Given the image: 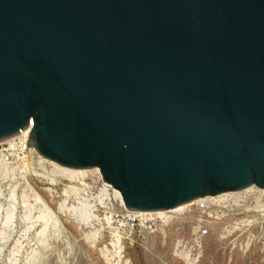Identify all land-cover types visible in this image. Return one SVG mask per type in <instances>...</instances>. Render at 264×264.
<instances>
[{
  "label": "water",
  "instance_id": "obj_1",
  "mask_svg": "<svg viewBox=\"0 0 264 264\" xmlns=\"http://www.w3.org/2000/svg\"><path fill=\"white\" fill-rule=\"evenodd\" d=\"M30 125L131 211L264 188V0H0V140Z\"/></svg>",
  "mask_w": 264,
  "mask_h": 264
},
{
  "label": "rangeland",
  "instance_id": "obj_2",
  "mask_svg": "<svg viewBox=\"0 0 264 264\" xmlns=\"http://www.w3.org/2000/svg\"><path fill=\"white\" fill-rule=\"evenodd\" d=\"M4 147H6V144L0 143V152ZM17 159L18 157L16 155L10 159L16 167L19 164ZM17 171L9 177L4 172H0V188L3 189L4 193L8 191L10 185H18L14 187L17 193V201L13 204L14 217L8 225V228H6L7 232H10L8 234L6 232L8 237L6 235L3 237L4 239L0 237V245H2L0 246V264H12L10 262H14L13 264H186L182 260L176 259L173 255L175 253L177 239L182 240V238L186 239V237L190 236L194 224L191 221L192 219L195 224L206 222V226H209L210 229V234L203 240V256L197 264H264V246L261 245L262 243L259 244L254 240L252 233L258 231L259 226L249 230H247L248 227L244 228L245 225L250 224L251 219L249 221L248 219L244 220V217L239 215L249 211V209L243 208V206L237 207L240 201L227 200V197L210 202L214 206L220 205V220L216 219L217 215L210 213H208L209 217H215V219L208 220L209 217L201 218L193 210L185 215L187 219L170 225L171 229L164 225V229L169 232L165 240L166 242H164L161 232L159 234L156 233V235L158 234L157 236L145 234L142 235V238L135 237L124 242L120 238L122 248L119 251L117 244H115L117 239L114 241L113 235L111 232L108 233L107 226L102 221L104 208L96 196L99 188L102 186V180L98 173H94L85 179L89 189L87 185L83 186V188L90 191L87 190L85 192L86 198H84L83 202L86 206L84 203L81 204L83 197L79 195H82L84 192L82 193L80 191L81 193L76 195L79 196L78 198L75 199L72 196L67 202L65 201V206L63 207L59 203L63 204L66 199L64 195L65 186L74 187L73 182L71 183L69 180L59 181L58 177L51 175L50 169H43L36 163L34 167H30V173L27 175L21 169ZM27 183L35 188L34 190L39 193L41 199H44V202L43 199L35 202L34 198L30 197V202L27 205L30 206V210L26 208V205H23L22 201V195L30 193ZM255 193L257 192H252V194ZM87 195H91L98 205L93 206L92 198L87 197ZM88 198H90L92 203L85 201ZM105 198L109 200V198ZM7 200L6 197L4 199L1 197L0 203L5 204ZM107 202L106 204L110 203V201ZM112 202L111 200V204H113ZM72 204L73 206H71ZM111 204L108 206L113 208ZM6 205L0 209L2 215H5L6 210L11 208ZM192 205H195V203ZM89 208H92V210ZM190 208L191 205H188L185 209ZM252 208L251 210H253ZM83 209L93 211V214L94 212L99 214L98 218L101 220H94V222L90 223L92 225H87V222H90L93 218L88 217V221L83 219L85 218L81 214L83 213ZM32 212L34 214L31 217ZM41 213L42 216L38 218ZM180 215H183V213L175 215L177 217L176 220H181L182 217H179ZM96 221H98V224ZM253 221H258V219L254 218ZM100 222H102L101 226L99 224ZM0 226L1 228L4 226V223L1 221ZM91 226H95L93 227L94 230ZM44 227V234L42 233L38 236L37 232ZM24 229H27V231L22 232ZM98 229L101 233H98L96 235L97 237L93 238L90 235H86L92 232L95 233ZM249 240L250 244L248 247L246 243ZM20 245L24 247L22 246L23 248L18 250V246L19 248L21 247Z\"/></svg>",
  "mask_w": 264,
  "mask_h": 264
},
{
  "label": "bare ground",
  "instance_id": "obj_3",
  "mask_svg": "<svg viewBox=\"0 0 264 264\" xmlns=\"http://www.w3.org/2000/svg\"><path fill=\"white\" fill-rule=\"evenodd\" d=\"M30 131H31V125L24 131H20L18 132L16 135H13L7 139H4V140H0V143H9V146H11V148L9 149V152L10 154L12 155H16L18 157L17 161H18V167L14 166L13 162L10 161V156L8 154H6L4 152V149L1 150V154H0V172H4L5 175L7 177L15 174L17 170H20L23 171L26 175L29 172V169L31 166L34 167V164L36 163L38 166H40L41 168L45 169V168H48L50 169L51 171V175L54 177H58L59 178V181H64V180H69L71 183L73 182V184L75 185L74 187H69L68 185L65 186V192H64V195L66 196V199L64 200V203H59L60 206H65V201L67 202L68 199H71V197L73 196L75 199L78 198L79 196H82L83 199H82V203L83 204V200L84 198H86V193L87 190L89 189V186L87 185L88 183L86 182V178H88L89 176H91L92 174L94 173H98V175L100 176V179L102 180V186L99 188L98 190V193H97V197L99 199L97 200H100V203L101 205H103V207H106V205H110L111 204V200L113 201L111 204V206L113 207V209L117 210L120 208V206H124L126 208V205H125V201H124V197L121 193V191L115 189L112 185L106 183L104 181V178H103V175L100 171L99 168H93V169H71L69 167H66V166H63V165H60L59 163H56L52 160H49V158L43 156L42 154H39V152L36 150V148L28 141L29 140V136H30ZM16 138V139H15ZM36 154V155H35ZM37 157V159H36ZM33 169V168H32ZM20 171V172H21ZM47 171V170H46ZM18 172V171H17ZM34 173V172H33ZM38 174V173H37ZM24 175V176H26ZM57 178V179H58ZM52 179V178H51ZM6 180V178H5ZM4 180V181H5ZM100 180V181H101ZM2 183V182H1ZM30 183V182H29ZM28 184V183H27ZM87 185V188L88 189H85L83 188V186H86ZM18 186V185H17ZM16 185L15 186H11L9 187L8 189V193H4L3 189L0 188V198L2 197L3 199L6 197L8 200L6 201V203L4 204H1L0 203V209H2L6 204V206L8 207H11V208H8L6 210V213L5 215H2L1 213V210H0V221L4 223V226L1 228L0 226V237L3 238L5 235L6 237L7 234L10 232H7L6 228H8V225L11 223V221L13 220V217H14V208H13V204H15V201H17V193H16V190L14 189V187H17ZM1 187V186H0ZM4 187V186H3ZM6 187V186H5ZM27 188V187H26ZM28 189H30V193H26V194H23L22 195V201H23V205H28L29 204V198L32 197L34 198L35 202L37 201H40L42 200L41 199V196L39 195V193H37L30 184H28ZM7 190V189H6ZM27 191V190H25ZM28 191V192H29ZM82 191V195H79ZM89 191V190H88ZM253 191H256L257 193H259V196L258 197H261L264 195V188H257L255 187L254 185L246 188V189H243V190H240V191H230V192H225L223 194H219V195H216V196H206V197H203V198H206L207 201L209 202H212L216 199L220 200L222 198H227V200H234V201H240L243 199V196H246V195H254L252 194ZM90 192V191H89ZM251 193V194H250ZM75 195V196H74ZM76 195H79V196H76ZM230 196V197H229ZM87 197H91V195H87ZM105 197L109 198V200H107ZM92 198V197H91ZM240 198V199H239ZM242 198V199H241ZM111 199V200H110ZM199 199V198H198ZM198 199L194 200V201H191L189 203H186V204H183V205H179L177 207H174L172 209H168V210H160V211H155V212H145V211H133V213H136L139 217V219L142 221V220H147L148 218L150 219H154V218H159L161 219V222H160V225H159V229H158V234L161 232L162 233V236H163V239H164V242H166L165 240L167 239V236L169 234L168 231H166L164 229V225L165 226H168L169 229H171V226L170 225H173V224H176L184 219H187V216L185 217V215H187V213H184V210L185 208L189 205H192L194 204ZM32 200V199H31ZM86 200V199H85ZM87 200H90V198H88ZM92 201L93 202V206H97L98 204H96L95 202V199L92 198ZM107 201H110L109 204H106ZM3 202V201H2ZM34 202V203H35ZM43 202H44V199H43ZM89 203V202H88ZM92 203V202H91ZM108 203V202H107ZM260 208L259 210H262L264 211V203L263 201H261L260 203ZM31 205V204H30ZM85 205V203H84ZM34 206V205H33ZM39 206V205H38ZM59 206V207H60ZM69 206V204H68ZM73 206V204L71 205ZM86 206V205H85ZM32 207V206H31ZM47 207V206H46ZM70 207V206H69ZM26 208H28L30 210V206H27ZM44 208V207H43ZM6 209V208H5ZM32 209V208H31ZM45 209V208H44ZM71 209V208H70ZM96 209V208H95ZM112 209V208H111ZM128 209V208H127ZM33 210V209H32ZM39 210V209H38ZM43 210V209H42ZM47 210V209H46ZM28 211V210H27ZM71 211V210H70ZM88 211V210H87ZM86 210L83 209V216L85 218V220L88 221V217H92L93 219L90 220V222L88 223L87 222V225H89L91 222H94V220H101L99 219L97 213L94 212V214H92V211H88L87 213ZM49 212V211H47ZM68 212V211H66ZM65 212V213H66ZM73 212V211H72ZM71 212V213H72ZM30 213V211H29ZM54 213V212H53ZM183 213V215H180L179 217H182L181 220H176L177 217L175 215L177 214H181ZM27 215V213H25ZM33 212H32V215L31 217L33 216ZM37 214V213H36ZM35 214V215H36ZM29 215V214H28ZM39 215V214H38ZM49 215V213H48ZM52 215V214H51ZM71 215V214H70ZM30 216V215H29ZM42 216V213L40 216H38V218H40ZM50 218V216H49ZM57 218V217H56ZM97 218V219H96ZM36 219V218H34ZM24 220V219H23ZM51 220V219H50ZM77 220V219H76ZM30 221V220H29ZM35 221V220H34ZM103 222H105L106 225H108L107 222H110L109 218L107 217H104L102 219ZM194 224L195 222L193 221V219L191 220ZM47 222V221H46ZM45 223V222H44ZM60 223V222H59ZM96 223L98 224V221H96ZM101 223L100 222V226H101ZM197 224V223H196ZM33 225V224H32ZM39 225V224H38ZM92 225V224H90ZM86 226V225H85ZM103 226V225H102ZM43 227V226H42ZM63 227V226H62ZM92 228L95 227V226H91ZM13 228V227H11ZM99 228V226H98ZM103 228V227H102ZM101 228V229H102ZM97 229V228H96ZM10 230V229H9ZM32 230V229H31ZM45 230V227L43 229H41L39 232H37L38 236H40V234H42ZM94 230V228H93ZM14 231V230H13ZM27 231V229H24V231L22 232H25ZM7 232V234H6ZM111 232V231H110ZM98 233L100 234L101 232H99V229L94 233H88L86 234L87 236L90 235L91 237L95 238L97 237L96 235H98ZM24 234V233H23ZM36 234V236H37ZM44 234V233H43ZM111 234L113 235V239L116 242L115 244H117L118 248H119V251L121 250L122 246H121V240H120V236L118 233H112ZM157 234V235H158ZM25 235V234H24ZM156 235V236H157ZM27 236V235H26ZM35 237V236H34ZM86 237V236H85ZM37 238V237H36ZM4 239V238H3ZM23 239V238H22ZM41 239V238H40ZM53 239V238H52ZM183 239V238H182ZM2 240V239H1ZM18 240V239H17ZM16 240V241H17ZM32 241V240H31ZM93 241V240H92ZM1 242V241H0ZM7 242V241H6ZM5 242V243H6ZM9 242V241H8ZM19 242V241H18ZM32 243V242H31ZM35 243V242H34ZM33 243V244H34ZM37 243V242H36ZM113 243V242H112ZM177 243H181V240L177 239V242L175 243V247L177 245ZM5 245V244H4ZM8 245V244H7ZM31 245V244H30ZM2 246V245H0ZM21 246V245H20ZM23 246V245H22ZM20 247L18 246V250H20L21 248L23 247ZM115 246V245H114ZM4 247V246H3ZM15 248V247H14ZM114 248V247H113ZM36 251V250H35ZM115 251V249H114ZM118 251V253H119ZM20 252V251H18ZM17 252V253H18ZM111 252V251H110ZM15 253V252H13ZM15 255V254H13ZM107 255V254H106ZM119 255V254H118ZM203 256V252L201 254ZM200 255V256H201ZM12 256V255H11ZM16 256V255H15ZM14 256V258H15ZM201 256V257H202ZM115 257V256H114ZM10 259V258H9ZM12 259V258H11ZM17 259V258H16ZM184 260L188 261L189 263L190 262H193L195 260V258H184ZM16 261V260H15ZM199 261V260H198ZM10 263H14V262H10ZM129 264V263H128Z\"/></svg>",
  "mask_w": 264,
  "mask_h": 264
},
{
  "label": "built area",
  "instance_id": "obj_4",
  "mask_svg": "<svg viewBox=\"0 0 264 264\" xmlns=\"http://www.w3.org/2000/svg\"><path fill=\"white\" fill-rule=\"evenodd\" d=\"M16 139V138H15ZM6 147H4V152L8 154L11 157L14 155L10 154L9 149L11 146H9V143H5ZM259 193H255L254 195H246L243 196V200L239 202L238 206H243V208L249 209L248 212H243L239 214L241 217H244V220L248 221L251 219L249 225H245L244 228L254 229L256 226L258 227V231L252 232L253 238L255 241H257L259 244L264 246V211L259 210L260 208V202L263 201L264 203V195L261 197H258ZM89 203L90 200H85ZM94 202V201H92ZM191 204V203H189ZM188 204V205H189ZM102 206V205H101ZM251 207H253L251 210ZM259 207V208H258ZM104 208V217L109 218L110 222H107L108 225V233L114 232L118 233L120 238L122 239V242L133 239L135 237H141L142 235H149L154 236L156 233H158L159 225L161 222V219L159 218H148L147 220H140L138 215L136 213H133V211L125 208L123 205L120 206L119 209H111L108 205ZM92 210V208H89ZM186 212L189 213L193 210L197 212V214L200 215L201 218L209 217L208 213L217 215L218 220H220V205L214 206L211 205L209 201H207L206 198H199L195 205H191L190 209H185ZM247 213V214H246ZM93 214V211H92ZM244 215V216H242ZM103 217V218H104ZM254 218H257L258 221H253ZM213 220L215 217H209L208 220ZM210 234L209 226H206V222L204 223H197L193 224L191 233L189 237H186V239H182L181 243H177L174 257L178 260H182L186 264H197L202 257V252L204 249L203 246V240L205 237H207ZM250 244V240L246 243V246ZM249 247V246H248ZM201 255V256H200ZM184 258H195L193 262H188L184 260Z\"/></svg>",
  "mask_w": 264,
  "mask_h": 264
}]
</instances>
